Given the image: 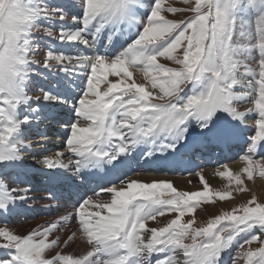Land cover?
<instances>
[{
    "label": "snow or ice",
    "instance_id": "snow-or-ice-1",
    "mask_svg": "<svg viewBox=\"0 0 264 264\" xmlns=\"http://www.w3.org/2000/svg\"><path fill=\"white\" fill-rule=\"evenodd\" d=\"M183 3L188 7H163L164 0H0V218L34 201L31 172L38 169L27 163L31 149L23 140L58 110L69 117L57 121L68 162L57 152L36 163L46 169L45 199L78 197L73 214L27 235L0 226V264H161L165 258L225 264L237 248L231 264H264V203L254 195L194 227V218H182L211 199L199 172L204 190L196 192L131 176L169 172L186 157L228 150L252 120L245 167L217 172L229 190L215 196L229 199L233 182L235 191H247L242 177L252 180L254 171L264 178V162L254 159L258 150L264 155V0ZM5 4L11 5L6 15ZM162 12L191 15L173 20ZM34 33L47 41L43 60L35 58L41 38ZM65 44L72 51L60 47ZM134 72L159 92L136 83ZM33 84L38 94L29 93ZM245 105L251 106L240 110ZM61 182L64 191L57 189ZM92 184L93 195L80 194ZM169 213L176 217L165 226H149ZM72 221L66 239L52 238ZM76 241L82 254H63ZM254 243L257 249L246 248Z\"/></svg>",
    "mask_w": 264,
    "mask_h": 264
},
{
    "label": "bare ground",
    "instance_id": "bare-ground-1",
    "mask_svg": "<svg viewBox=\"0 0 264 264\" xmlns=\"http://www.w3.org/2000/svg\"><path fill=\"white\" fill-rule=\"evenodd\" d=\"M55 2V0H53ZM41 34V33H40ZM46 39L43 38L41 34V50L38 54V60H43L46 54ZM56 44V42H53ZM63 50L66 52L72 51L70 46L67 44L62 45ZM41 72L45 71L42 67L39 69ZM119 78H111L112 82H116ZM133 79L138 81V84L145 83V79L140 72L133 73ZM141 81V82H140ZM131 82V81H129ZM43 83L45 86L49 82H46L42 79H38L36 84ZM143 83V84H144ZM36 84H33L28 89L30 94L37 92ZM79 93V89L76 90ZM250 105H245L244 107H249ZM71 108V102L68 105ZM243 108V107H241ZM246 110V109H245ZM244 111V110H243ZM69 117L67 114L62 111L58 110L55 117L52 120L46 121L45 123L41 124L38 130H33L28 134H31V138H37L34 143L36 146H31L30 141H23V144L29 146L31 151L25 153L27 163L29 165H34L35 169L31 172L32 176V187L34 188V192L32 195L35 197L34 201L30 200L27 204H24L17 212L5 218H0V224H7V226L17 235H27L32 230L39 228L40 226L47 225L51 222H56L60 220V217L65 215H71L75 212L74 203L75 200H69L67 195L65 194L64 197L57 203V202H50L46 197L45 188L48 186V181L45 176L42 175V172L46 171L41 165L36 163L37 159L42 160L45 156L55 158V154L57 152H64V162H68V157L70 156L69 153L65 150V130L61 127V125L57 121L67 120ZM246 127L249 131L245 132L244 139L241 140L240 143L232 146L230 149L225 151H219L222 154L221 158L222 161L219 162L217 167L214 168L208 164V158H213L215 155H207L203 157H195L189 156L185 158V163L183 166L176 168L169 172H160V173H150V172H133L131 174L132 179L151 182L153 180H161V181H169L173 184V186L178 191H187V192H196V191H203L204 186L200 182V176L196 173L199 172L200 175L204 177V180L209 185V189L212 192H224L229 189V181L227 178H221L217 175V172L225 171V166L228 170H230L233 174L239 173L243 167H245V163L241 160L238 163H234V159L237 157V152L242 150L239 144L246 146V144L250 141L251 135L253 133V129L255 128L254 121L249 120L247 122ZM49 133V139H44V135L41 133ZM61 137L62 140L57 139ZM33 144V145H34ZM249 144V143H248ZM233 147H235L233 149ZM243 147V148H244ZM233 149V150H232ZM139 151V149L137 150ZM135 155V153L133 154ZM262 156L259 154V150L255 157ZM228 157V158H226ZM225 159V160H224ZM219 161V160H218ZM228 163H225V162ZM231 161V162H230ZM191 173V174H189ZM66 175H71V173H66ZM244 180V187L250 190L251 196H255L256 199H264V178L258 175V172L254 171L253 179L248 180L247 176L244 175L242 177ZM11 184V182H10ZM13 185L11 184L10 187ZM65 184L61 182L57 185V189L59 191H64ZM96 187L95 184L92 185H85L81 188L80 194L83 195L85 191L88 192V195H93L89 188ZM234 190V187H231ZM232 190V191H233ZM211 194V193H210ZM109 196L108 193H103L102 198H107ZM74 198V197H73ZM50 205V206H49ZM234 205V204H233ZM201 207H205L204 203L201 204ZM168 215L166 214L165 217L158 218L157 221H150L149 226H161L165 221L168 220ZM6 226V227H7ZM75 221L70 222L67 226H61L59 232H54L53 237L59 235L61 239H66L72 231L75 230ZM59 251V250H57ZM63 254L67 255H79L82 254V245L79 241L73 242L68 248L63 249ZM155 258V257H154ZM228 259V258H227ZM227 260L225 264H227ZM167 263V262H166ZM165 264V263H162Z\"/></svg>",
    "mask_w": 264,
    "mask_h": 264
},
{
    "label": "rangeland",
    "instance_id": "rangeland-1",
    "mask_svg": "<svg viewBox=\"0 0 264 264\" xmlns=\"http://www.w3.org/2000/svg\"><path fill=\"white\" fill-rule=\"evenodd\" d=\"M194 2V0H193ZM173 6V7H176V8H185V7H188V5H185L183 3V0H164V5L163 7H167V6ZM161 15H163L166 19H173V20H178V19H183V18H186L187 16L191 15V13H186V12H177L175 14H172V13H165V12H162ZM43 35V33H41ZM41 34L40 33H34V38H41ZM41 43H39V48L37 49L38 53H40V50H41ZM36 59H38V55L35 57ZM158 63H163L167 66H170V67H173L174 65L171 64L170 61H165L163 60V58H159L158 59ZM118 78V77H115V76H112V77H109V80H111V78ZM145 81V80H144ZM141 82V81H140ZM136 83H138V81H136ZM144 83V82H143ZM145 86L150 90V91H156L157 93L159 92V89H156V90H152L151 89V86L149 84H147V82L145 81ZM104 88H106V85H102L101 86V91L104 90ZM186 91H188V89H186ZM251 106V105H250ZM246 107H243L241 108L240 110H245ZM49 133H44V139H49ZM31 134H28V136L26 135L25 136V139L23 140L24 142L26 141H30L31 142H35L37 138L35 137H30ZM60 140H62L61 137H59L57 139V142H59ZM63 141V140H62ZM34 143H31L30 145L31 146H36L35 144L33 145ZM249 146V144L247 143L246 146L244 147V145L242 146V150L240 151V153L237 154V157L234 159V163H238L240 162L242 159L241 157L246 154L247 152V147ZM244 147V148H243ZM254 159L258 160V161H261V162H264V155L262 156H257L255 157L254 156ZM231 162V161H230ZM210 164L212 163L213 164V161H210L209 162ZM225 163H228L227 161ZM211 166V165H210ZM212 167L216 168L217 166L216 165H212ZM11 186L10 182H9V187ZM229 186V185H228ZM234 187L235 189V185H234V182L232 183L231 187ZM244 186V185H243ZM245 188V187H244ZM247 189V188H245ZM229 190V189H228ZM233 190V189H232ZM231 190V196L229 199H226V200H223L221 201L218 197L215 196V192H212L210 191V202L208 203H204L205 207H199L194 214H192L191 216L189 215H185L183 218H182V222L183 223H186L188 220L190 219H195L196 223L194 225V227H201V226H206V222L207 220L211 219V218H214L215 216L217 215H222L224 212H230L232 210L233 207L235 206H239V205H242V204H245L247 203V201H249L252 196H251V193H250V190L247 189V191H244V192H237L235 190L232 191ZM227 191V190H226ZM257 202L259 203H264V199H257ZM234 204V205H233ZM206 210V211H205ZM168 215V220L169 219H173L176 217V214L175 213H169L167 214ZM167 220V221H168ZM165 221L162 225V226H165L166 222ZM0 226H4L6 227L7 224H0ZM8 227V226H7ZM185 243H190V241H185ZM259 247L258 244L254 243L252 245H249V246H246V248H251L252 250H255ZM239 249H235L232 253V255L230 257H225V261L227 260V264H231V260L235 258V255H236V252H238ZM228 258V259H227ZM167 262V258H165L162 262V263H166ZM240 264H246V260L245 259H241L240 260Z\"/></svg>",
    "mask_w": 264,
    "mask_h": 264
},
{
    "label": "clouds",
    "instance_id": "clouds-1",
    "mask_svg": "<svg viewBox=\"0 0 264 264\" xmlns=\"http://www.w3.org/2000/svg\"><path fill=\"white\" fill-rule=\"evenodd\" d=\"M4 12H5V15L7 14V12L11 9V5L10 4H5L2 6ZM6 24H7V19H6ZM5 39H6V36H5Z\"/></svg>",
    "mask_w": 264,
    "mask_h": 264
}]
</instances>
